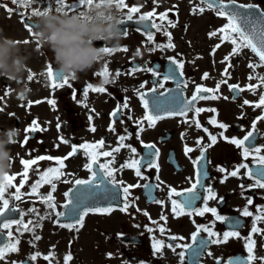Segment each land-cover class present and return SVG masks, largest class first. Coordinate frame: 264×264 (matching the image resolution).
Returning <instances> with one entry per match:
<instances>
[{
  "label": "flooded vegetation",
  "instance_id": "af4514ba",
  "mask_svg": "<svg viewBox=\"0 0 264 264\" xmlns=\"http://www.w3.org/2000/svg\"><path fill=\"white\" fill-rule=\"evenodd\" d=\"M130 2L129 8H140L139 12L132 14L134 17L132 21H138L139 16L151 11L150 9H142L141 5L136 3L135 0ZM225 2H229V0H224ZM195 3L197 5L192 6V8L205 7V13L212 14L215 18H223L217 15L216 10L208 9L206 5L201 4L200 0H195ZM236 4H255L261 10H264V0H236ZM52 8L54 9V6ZM123 11L125 19L128 10L126 8ZM152 12L154 13V11ZM197 13L199 12L197 11ZM167 17L173 21L177 20L172 12H167ZM167 17L161 22L159 14L154 13L153 20L157 24H161V30L158 32L153 30L154 38L151 42L147 40L146 34L140 27H129L127 23L121 25L123 30L128 29V34L125 35L120 48L130 46L133 50L129 51L127 57H122L126 61L124 60L123 64L117 66L116 70H121L119 76H116V72H109L108 78L113 76L117 78L114 85H102L104 77L96 75L100 72H87L81 74L78 80L68 79V82L72 85L71 88L67 85L53 88L47 72H29L28 74L34 78L31 86L34 89H39V91L31 98L33 102L31 107L27 106V102L16 99L18 108L29 113V115L23 117V112L21 113L19 121H17L21 134L12 146H16L17 150L18 148L20 150L25 148L23 150H26L27 146H32L27 151L26 159L38 155L64 158L71 151L72 145L79 146L86 142L95 143L104 140L106 147L101 150H111V148L118 145L119 136H129V139L125 140L124 143L134 147L136 152H131L130 148L127 147L122 148L119 153H114L115 161L111 165L115 169V180L123 181L122 185L118 184L116 186L121 192V196L115 201H110L111 205L109 206H112L115 210L107 215L89 213L83 222L84 229L88 225L92 228L95 237L93 239L94 250L100 256L99 260L91 264H141V262L143 264H218V262L219 264H248L246 259L248 252L245 246L248 237L255 241V255L264 257V232L255 234L251 232L254 217L261 214L257 209L264 207V188L253 187L255 179L250 178L246 173L251 170L255 174L260 167L264 166L256 162L254 152L245 158L243 148L259 147L261 148L259 155H264V120L257 119L260 117L257 116L258 112L250 114L253 110L260 108L244 104L242 98L246 90L237 95L229 88V85H239L241 88H246V85H243L240 80L230 81L228 75H224V73L222 79L213 84L204 83L209 82V78L202 79L205 72L200 74L197 72H183V76H180L177 72L176 79L164 80V76L169 74V68L175 67L170 63L169 58H175L183 62L181 55L176 52L177 47H155L157 44L166 45L168 43V36L165 34V29L169 31V26L166 25V21L169 20ZM144 23L146 22L140 24L142 28ZM136 29H140V31ZM173 40L177 41L178 39L173 37L171 42ZM94 43L97 47L103 46L102 41ZM173 44L175 45L174 42ZM138 49L143 52L142 58L133 57V53ZM173 50L175 51L173 54L167 53ZM122 52L116 51L111 55L105 54L106 59L112 58L113 60L115 57H119ZM49 65L57 68L53 62H49ZM135 66H139L141 70L134 73L123 72ZM148 68L153 69L158 75L154 76L151 71L143 70ZM53 73L56 74L58 79L63 76L60 72ZM41 74L47 75L46 84L39 79ZM224 80L227 83H221ZM160 83L163 84V87H159ZM217 83H220V88L215 95L219 98L195 102V107L215 109V112L204 111L197 117L193 111L188 112L186 116H167L162 111L163 119L158 120L154 127H149L148 122L144 120V130L140 131V125L137 121L143 120L146 112L152 109L154 96L167 109L172 97L179 96L182 100H190L198 85L215 89ZM88 84L93 85V87L103 86L105 92L96 93L89 89L87 97H85L83 89ZM141 84L144 85L143 88L140 87ZM178 84L180 87L177 86ZM154 86L157 89L155 93L151 91ZM137 90L144 93L145 99L149 101V109L144 108ZM207 95H212V93ZM51 99L55 100V105H50L47 102ZM2 101L4 102L3 105L6 104L7 106L5 96ZM37 101L39 103H36ZM125 102H127L128 108H123ZM114 110L121 112L115 123H113L114 118L111 116ZM1 111L2 108H0ZM89 115L93 117L91 121ZM128 117H131V119ZM212 118L227 125V130L225 131L209 123ZM33 119H38L41 128L46 130L35 133L26 132L25 129L31 126ZM194 119L199 120L201 128L198 129L195 126ZM254 122L255 129H253ZM58 123L61 125L59 129L57 128ZM110 125L114 127L115 131L109 130ZM93 126L96 128L95 132L90 131ZM205 128L208 130L207 132L203 130ZM51 130L52 133L49 134ZM250 131H253L254 138L246 141L244 146L239 148L219 135L220 132H223L224 137L229 140L232 138L243 139ZM209 133L217 136V143L211 147H208L211 143L208 138ZM25 136L31 137L27 143H24ZM61 137L67 140L68 143L61 142ZM198 140L201 143L198 144ZM186 146L192 148L193 151L185 154ZM202 148H206L207 151L204 152V158L201 160L199 158L201 157ZM78 151L82 153L79 148ZM20 156L22 155L20 154ZM110 159L112 158L101 156L99 162L107 163ZM133 159L141 162L139 167L143 178L137 177L134 169L121 168V165ZM21 160L22 158L18 157L17 164L19 161L20 166L23 167ZM194 161L199 162L194 163ZM86 163H88V159L83 154L74 155L65 160L66 167L63 170L65 175L61 177L59 182H56L57 187L63 188L62 198L55 197L56 203L60 202L62 204L65 200L66 203L68 202L69 198L65 196V193H68L75 185L77 179L90 180L92 178V173L85 167ZM150 164L152 166H149ZM240 164H247L248 168H240L237 177L229 176L225 182L221 183L226 173L219 172L218 168L223 167L230 172ZM56 166L58 165L55 160H45L33 165L32 169ZM97 169L98 165H93V171H97ZM33 170H30V172L33 173ZM198 170L201 175L203 172H207L208 175L202 179V183L205 188L211 187L216 193V199L209 200L208 206L215 207L220 215L228 218L226 221H217L211 213H205L203 216L181 215L178 217L172 213L171 199L183 201L184 196L187 195L185 190L196 183ZM104 179L107 183L108 178L104 177ZM65 180L68 182L64 183ZM14 183L17 184V181ZM96 183H99V178ZM135 184L141 186L131 188L129 198L125 201L122 195L123 187ZM108 185L113 187L111 184ZM143 185H148V187ZM241 185H243V188ZM43 186L50 189V185L45 184ZM173 188L177 192L184 193V195L172 196L170 199L169 191ZM9 191L14 192L15 189ZM197 191L200 193L201 200L197 201L196 206L203 207V197L207 195V192L199 184L197 185ZM48 192L47 190L43 194ZM98 194L103 196V193ZM6 198H9L7 194ZM35 199L38 200L37 197L33 196L32 200ZM157 199L163 201V204L155 203L154 201ZM248 199L252 200V204H248ZM22 201L23 197L20 201L10 199V209L16 208L17 211L12 213H17L20 219ZM125 203L130 205L127 211H120L119 209ZM0 207H2V201H0ZM245 207L253 213L252 217L242 215ZM161 215L167 216L166 223L160 220ZM111 218L114 219L109 224ZM237 220L239 221L238 225L234 223ZM153 221H156L157 224H153ZM213 224L215 225L213 230L221 235L226 231L235 230L240 232L241 238H231L224 244H213L210 242L207 233L200 232L196 240H193V233L197 231V225L211 226ZM158 225H163L166 228L163 234L159 232ZM257 227L264 229V223H258ZM14 228H17V226L13 225L11 229L13 233L16 232ZM148 228H152L153 231L149 232ZM84 229L82 228L78 233L75 229L69 230L66 228L68 235H71L66 241V255L71 253L73 257L69 264H72L76 258L74 241ZM1 231L7 235L6 229ZM121 233L122 236L118 235ZM171 236L183 237V239L172 240L170 239ZM153 238L163 240L166 245L175 246L179 244L190 245L191 247H177L175 251L172 248L164 247L162 254H154L152 248ZM201 240L208 241L206 246L201 247ZM79 241L84 243L80 239ZM83 245L86 246L85 243ZM104 247H108L111 256L108 252L104 253L102 251ZM180 252H184L183 261L179 256ZM104 254L105 256H103ZM33 263L37 264L36 262ZM85 263L81 259L77 260V264ZM255 264H264V261L257 260Z\"/></svg>",
  "mask_w": 264,
  "mask_h": 264
},
{
  "label": "snow or ice",
  "instance_id": "6c2138e0",
  "mask_svg": "<svg viewBox=\"0 0 264 264\" xmlns=\"http://www.w3.org/2000/svg\"><path fill=\"white\" fill-rule=\"evenodd\" d=\"M91 0H78L79 4V10L84 8L85 5L89 4ZM13 4L24 6L22 3V0H12ZM122 3L124 4V9L127 8L128 14L126 15L124 21L122 23H125L127 21H132L134 19L133 13H137L140 11V8L138 7H128L126 4V0H122ZM55 4L59 5V7H62L63 9H68V11H76L77 9H73L72 4L73 0H55ZM201 4H204L207 6L208 9H215L217 12V15L220 17H225L227 19V23L223 25L221 28H219L216 31L210 32L209 36H217L219 34L220 43L217 44L215 47L219 48L222 43L229 42L233 47L230 53V56L240 55L242 54L244 49H250L252 53L255 54L256 57H258L257 63H249L248 67L253 69L255 71L256 68L264 67V10L261 11H254V9H257L258 6L256 5H236V0H229V4L231 5V10L227 11L226 9L229 8V4H225L224 0H201ZM6 7V6H5ZM123 9V10H124ZM240 9H247L248 11L241 12ZM9 12H12L13 9L8 8ZM193 13H196L197 11L199 13H203L205 11V7H194L192 9ZM154 13L152 11L139 16V19L137 23L140 22H146L144 23L143 31L147 36V40L149 42L153 41V30L160 31L161 30V24H157L155 20H153ZM167 17V12L160 14L159 19L161 22H163ZM169 24L172 27H175V23L172 21H169ZM25 27L28 31H33L30 25L25 24ZM137 31H140V29H136ZM124 34H128V29H124ZM165 34L168 36V43L166 45L157 44L156 48H174L175 45L171 42V33L168 32L165 29ZM29 41L25 40L24 43H28ZM118 51L127 52V47H122ZM139 51V49L137 50ZM116 51L110 50L105 48V53L108 55H111ZM215 52V49L213 50V54ZM170 63L174 65V68H169V74L164 76V80L169 79H176L177 72L180 76H183V67L184 64L181 61L176 60L175 58H169ZM229 57H225V60H228ZM232 65L229 63L228 67H231ZM141 70L139 66L132 67L128 69L129 72H136ZM145 71H151L153 75H158L153 69H143ZM121 74V70H117L116 76H119ZM47 75L52 81V87H64L67 85L68 87H72V85L68 82V79L66 77L57 78L56 74L53 73V66L49 65L47 69ZM97 76H103L104 81L109 76V69L107 64L104 66L103 72L96 73ZM224 75H228V68H225ZM209 74L204 73L202 76V79H208ZM249 80L251 79H257L259 80L258 85H247V88H241L239 85H229L230 90H232L237 95L240 92H243L245 90H250L253 92V94L256 93V89L260 87L261 85H264V75H249ZM221 83H227L226 80L221 81ZM180 87V85H177ZM186 86V85H185ZM141 88L144 87L143 84L140 85ZM159 87H163V84L160 83ZM220 83H217L216 88H208L205 86L198 85L195 88V91L191 97L190 100H182L179 98V96L172 97L171 102L169 103L167 109L164 108V105L159 99L154 96L152 99V109L148 112H146L143 120L137 121V123L140 125V131H143V121L146 120L148 122L149 127H154L156 122L160 119L164 118V115H161V112L164 111V114L167 116H186V114L190 111H193L195 115L198 117L201 112L204 111H213L215 112V109H204L200 107H195V102L198 100H208V99H217L218 96L215 95L216 92L219 91ZM91 89V91L96 93H104L105 88L103 86H97L93 87V85L88 84L85 89H83V94L85 97H87L88 91ZM156 87L154 86L151 91L153 93L156 92ZM208 93H212V95H207ZM137 94L140 96V100L143 103V106L145 109H149V101L145 99L144 93L139 92L137 90ZM7 95V93H6ZM75 98V96H74ZM226 98V97H225ZM235 98V96H234ZM50 105H55V100L51 99L47 101ZM36 103H39L37 101ZM33 102L31 100L27 101V106L31 107ZM245 105H251L255 108H264V92H262L259 95V99L257 102H250L248 100H244ZM86 106V105H85ZM119 108V105H118ZM123 108H128L127 102L123 104ZM121 115L120 111L114 110L111 113V116L114 118L113 123H115V120L118 119ZM131 119V117H128ZM93 119L92 115H89V120L91 121ZM258 120H264V115L257 118ZM193 123L195 126L199 129L201 128V124L198 119H194ZM209 123L212 125L227 130V125L223 123H219L215 118H212ZM61 125L58 123L57 128L59 129ZM253 129H255V122L253 123ZM46 129H42L40 123L38 122V119H33L31 121V126L26 128L25 131L29 133H35L39 131H43ZM110 131H115L114 127L112 125L109 126ZM205 132L208 130L205 128L203 129ZM90 131L95 132L96 128L93 126L90 128ZM138 135V134H137ZM220 137L228 140V142L236 145L238 148L244 146L246 141H250L252 138H254L253 131L248 132L246 136H244L243 139H228L227 137H224V133H219ZM30 136H25L24 143H27L30 139ZM211 143L208 145V147H211L212 145L217 143V136L209 133L208 136ZM129 139V136H119L118 137V145L116 147L111 148V150H101L106 147L105 141L100 140L95 143H83L79 146L72 145L71 151L65 156L64 158H54L50 155H40L32 159H22L21 164L23 165V173H22V179L19 182V186H17L14 182L16 180V175H10L6 174L2 180H0V201H2V207H0V217H4L6 215L7 211H17L16 208L10 209V199H13L15 201H20L22 197L25 195L21 191L22 188H24L25 184L29 180V171L33 170L32 166L37 165L39 161H52L55 160L56 164L58 166L56 167H48L45 171L40 173V170L34 169L36 173H38V179L35 180L30 185V191L27 193V195L35 196L39 200L40 203L44 204L47 209H50L52 211H55L56 203H55V196L53 193L56 192L57 189V183L61 180V177L65 175V173L62 171L66 167L65 160L69 157H72L74 155L83 154L87 159L88 163L85 164V167L88 169L89 172L92 173V178L90 180H79L77 179L75 181L76 185H86L87 188L83 190H78L72 199H69L67 204L64 205V207H68L71 205V208L68 212V217L71 218L70 222L67 223H61L60 219L61 217L65 216V213L63 212H56L55 215L57 217V224L60 227L67 228L69 230L75 229L76 231H79L80 227H83L84 219L89 213H97V214H111L115 209L112 206L107 207H100L97 206L99 201L101 199L104 200H110L115 201L119 199L121 196V192L116 187L118 184L122 185L123 181H116L114 177L115 169L111 167L112 163L115 161L114 153H119L122 148H130L131 152L135 153L136 149L132 147L131 145H126L124 143L125 140ZM61 142L68 143L67 140H65L63 137L60 138ZM197 143H201L200 140L197 141ZM58 146V145H57ZM146 147H154V146H146ZM78 148L82 150V153L78 151ZM193 151L190 147H185V154ZM206 148H202L201 157L199 159L204 158V152H206ZM252 152L256 154L255 159L256 162L264 166V155H259L261 152V148L259 147H244L243 148V155L245 158H247ZM158 155V152H157ZM111 157L112 159L108 160L107 163H100L99 158L100 157ZM199 161H194V163H198ZM140 161L139 160H130L126 162L125 164L121 165V168H129L135 170V175L137 177H141V171H140ZM93 165H98L97 171H93ZM149 166H152L151 164ZM240 168H248L247 164H240L235 170H232L228 172L225 168L219 167L218 171L222 173H226L225 176L222 178L221 183L225 182L229 176L231 177H237L239 174ZM99 174V177H98ZM250 178L255 179V183L253 187L257 188H264V167H260L255 174L252 173L251 170H249L246 173ZM207 172H203L201 175V172L197 171V180L196 183L192 185L191 188L186 189L185 192L187 193L186 196H184L183 201L171 199L172 196H182L184 193L177 192L176 189H170L169 191V198L171 199V211L175 216H181V215H188V216H203L205 213H211L217 221L224 222L228 218L220 215L215 207H209L208 201L216 199V193L211 187L205 188L204 184L202 183V179L207 177ZM104 177H107V183L105 182ZM99 178V183L97 184L96 181ZM159 179V177H157ZM64 183H67L68 181H63ZM50 185V191L47 194H41L39 192V189L43 185ZM107 184L113 185L112 188H108ZM200 185L201 188H204V190L207 192V195L203 197L204 206L203 207H197V201L201 200L200 193L197 191V185ZM100 185H105L103 188L100 187ZM141 185L135 184V185H127L123 187L122 189V195L125 201L128 200L130 195V189L134 187H140ZM144 187H148V185H143ZM159 187V185H157ZM243 188V185H241ZM15 189L14 192H10V189ZM98 193H103V196L99 195ZM6 194L9 198H6ZM65 196H68V193H65ZM157 204H163V201L161 200H155L154 201ZM248 204H252V200L248 199ZM129 203H125L122 208H120V211H127L129 207ZM258 212H260V215H256L253 219V225L251 228V232L253 234L255 233H261L264 232V229H261L257 227L258 223H264V207H261L257 209ZM29 212L36 214L39 216L40 220H44L46 218H49L46 215H41L39 210L35 207L29 209ZM24 213L21 212V219H6L3 221V223H0V230L8 229L7 231V239L3 242H0V260H6V257L10 253L17 252L18 245L20 243L18 238H15L13 236V232L11 231L13 225H16V231L23 234L24 231L33 232L36 227H41L42 225L40 223H33V221L29 220L25 222L23 220ZM147 215V213H145ZM242 215L245 217H252L253 213L248 210L247 207L243 209ZM167 216L161 215L160 220L167 222ZM195 222V221H193ZM153 224H157L156 221L152 222ZM236 225L239 224V221L234 222ZM30 225H32L30 227ZM214 224L211 226H204V225H197V231L193 233V240H196V237L199 235L200 232L207 233L209 240L213 244H224L229 241L231 238H241L239 231H226L222 235L216 231L213 230ZM159 232L163 234L166 231V228L163 225H158ZM149 232H152V228H148ZM118 235H123L118 234ZM34 240H39L41 237L39 235H34ZM170 239L176 240V239H183V237H176L171 236ZM208 241L201 240L200 244L201 247L206 246ZM246 249L248 252L247 261L248 264H255L257 260L264 261V257H257L255 255V241L248 237L246 240ZM169 247L172 248L173 251H175V248L177 247H185L189 248L190 245H171V244H165L163 240L155 239L153 238L152 248L154 254H162L163 248ZM198 254V253H196ZM211 255V253H209ZM41 256L39 252L32 254L29 259L30 261H36L37 258ZM109 256L111 254L109 253ZM179 256L181 258V261L184 259V252H180ZM54 258V253H49L48 255L43 256V259L49 261V264H51V260ZM71 253H68L64 258V264H69V262L72 260ZM143 264V262H141ZM219 264V262H218Z\"/></svg>",
  "mask_w": 264,
  "mask_h": 264
},
{
  "label": "rangeland",
  "instance_id": "374dc122",
  "mask_svg": "<svg viewBox=\"0 0 264 264\" xmlns=\"http://www.w3.org/2000/svg\"><path fill=\"white\" fill-rule=\"evenodd\" d=\"M130 1L131 0H127L126 2L128 6L131 4ZM135 2L139 3L142 9H150L151 11H154L155 14H159V16L165 12H172V14L177 17V20L174 21L167 17L169 20L166 21V25L169 26L168 32L171 33V38L174 37L175 39H178L177 41L173 40L172 43H175V47H177L176 52L180 54L183 59V72H197L198 74L201 72L208 73L210 76L209 82L204 83L213 84L222 79V74L224 73L225 68H228V79H230V81L240 80L243 85H246V88L249 84L258 85L260 83L257 79H248L249 75H264V67L256 68L255 71L248 67L249 63L258 62L248 49H244L240 55L230 56L233 46L229 42H224L219 48H216L215 46L220 43L219 34L213 37L209 36L210 32L216 31L225 25L227 19L215 18L212 14L209 15L205 12L202 14L197 12L193 13L192 6L197 5L195 0H135ZM38 3L39 6L43 8H52V6H54L55 9L56 7H59V5L55 4V0H38ZM33 7H36V5ZM72 7L73 9L79 10L78 0H73ZM8 8L13 9V11L9 12L7 10ZM24 8L25 6L13 4L12 0H0V29H3L5 35L18 41H29L27 43L29 46L28 50L31 52L29 72H47L48 63L53 62V54L47 48H43L33 41V32L28 31L21 21L22 18L29 19V13L25 11ZM65 10L68 11V9ZM169 21L175 23L176 26L172 27L169 24ZM37 48L40 50H34ZM127 48L128 51L122 52L119 57H115L113 60L112 58L106 59L109 72H117V66L123 64L124 60L126 61V59L123 60V58L127 57L129 51L133 50L130 46H127ZM214 49L215 52L213 54ZM174 52L175 51L173 50L167 53L173 54ZM225 57H229V59L225 60ZM229 63L232 65L231 67H228ZM104 66L105 60L98 63L97 66L89 72H103L102 70L104 69ZM123 72L129 71L125 70ZM15 87V84H11L6 78L0 77V108H2V111L0 112V129L19 127L17 126V121H19L20 115L23 111L18 108L17 100L12 95V89ZM262 92H264V85L258 87L255 94L250 90H246L242 100H248L250 102L258 101L259 95ZM4 96L7 101V106L6 104L3 105L4 102L2 100H4ZM33 96L31 98H33ZM256 113L257 116L263 115L264 108L253 110L250 114ZM28 115L29 113L23 112V117ZM50 133H52V130L49 134ZM31 148L32 146L29 145L26 150H23L25 149L23 148L22 151L19 148L17 150L16 146L11 147V152L15 159L13 161V168L10 175H16L15 181H17V186H19L23 173V167L20 166L19 161L17 164V158L21 157L22 159H26L27 151ZM20 154L22 156H20ZM38 169L40 170V173H42L47 168L38 167ZM63 170H65V168L62 169V171ZM36 179H38V173L35 171L31 173L29 171V180L24 188L21 189V191L25 193L21 207L22 212L24 213L23 220L25 222L31 220L34 224L38 222L42 226L36 227L34 233L28 231H24L23 234L14 232L13 236L20 241L18 245L19 250L8 254L6 260H0V264H18L21 260H30L29 257L37 252L41 254V256L34 261L37 264H49V261L43 259V256L48 255L50 252L54 253V258L51 260V264H64V258L67 251L66 241L71 235H68L66 228L60 227L53 218L56 212H60L62 204L60 202H55L56 208L55 211H52L47 209L44 204L39 203L38 200H32L33 196L27 195V193L30 191V185L35 182ZM47 190L50 191V189L42 186L39 189V192L43 194V192L45 193ZM62 192L63 188L57 187L56 192L53 193V195L60 199L62 198ZM33 207L37 208L41 215H46L49 218L40 220L39 216L29 212V209ZM112 219L114 218H111L109 224L112 222ZM31 226L32 225H30V227ZM82 228L84 229V226L80 227L79 231ZM7 231L8 229H6L5 232L7 233ZM82 233L81 235L78 234L77 239L74 241L76 258L72 264H77L78 259L86 262L85 264H91L100 259L99 254L94 250L95 246L93 239L95 237L92 228L88 225ZM34 235H39L41 239L34 240ZM79 239L84 241L86 246L83 245L84 243L79 241ZM87 240H89V242H87ZM102 251L104 253H111L108 247H104ZM103 256H105V254Z\"/></svg>",
  "mask_w": 264,
  "mask_h": 264
},
{
  "label": "clouds",
  "instance_id": "9594fccd",
  "mask_svg": "<svg viewBox=\"0 0 264 264\" xmlns=\"http://www.w3.org/2000/svg\"><path fill=\"white\" fill-rule=\"evenodd\" d=\"M22 3L35 26L33 41L52 52L57 70L69 80H78L81 74L104 61L105 48L118 51L125 38L121 27L125 15L122 0H91L77 11H66L62 7L43 8L38 0H22ZM97 41H102L103 46L97 47L94 43ZM28 49L27 43L5 35L0 29V77L16 85L12 95L21 102L31 100L39 91L31 86L34 78L28 74L31 59ZM133 57L142 58L143 52L135 51ZM39 79L46 84L47 75L41 74ZM116 81L113 76L102 85H114ZM20 134L21 130L16 127L0 129V180L12 171L15 158L11 146Z\"/></svg>",
  "mask_w": 264,
  "mask_h": 264
},
{
  "label": "water",
  "instance_id": "95a60500",
  "mask_svg": "<svg viewBox=\"0 0 264 264\" xmlns=\"http://www.w3.org/2000/svg\"><path fill=\"white\" fill-rule=\"evenodd\" d=\"M225 4H229V2H225ZM237 6H239L238 4H236ZM227 11H230L231 10V5L229 4V8L228 9H226ZM240 11L241 12H245V11H248L247 9H240ZM254 11H261L260 9H254ZM23 23L24 24H28V25H30L31 26V28L33 29L35 26L34 25H32V23H31V21H28V20H26V19H23ZM125 23H127L128 24V26L129 27H136V28H141V29H143L142 27H141V23H143V22H140V23H137V21H127V22H125ZM125 23H123V24H125ZM254 54V53H253ZM255 55V54H254ZM258 58V57H257ZM53 72H59L58 70H57V68H53ZM105 185H102L101 186V188H103ZM107 187L108 188H112V186H110V185H108L107 184ZM85 188H87V186L86 185H84V186H82V185H74L69 191H68V198L69 199H72L73 198V196H74V194L78 191V190H83V189H85ZM65 204H67V203H65ZM64 204V205H65ZM64 205L62 206V209H61V211L60 212H63V213H65V216L64 217H61V218H59L60 219V222L61 223H67V222H70V219L71 218H69L68 217V212H69V209L71 208V205H69L67 208L66 207H64ZM109 205H111V203H110V200H104V199H101L100 201H99V203H98V205L97 206H100V207H107V206H109ZM13 211H7L6 212V215L4 216V217H0V223H2L4 220H6V219H18V217H17V215H16V213H12ZM16 212V211H15ZM12 213V214H11ZM55 220H57V217H55ZM7 238L2 234V233H0V242H3V241H5ZM19 264H33L31 261H29V260H22Z\"/></svg>",
  "mask_w": 264,
  "mask_h": 264
}]
</instances>
